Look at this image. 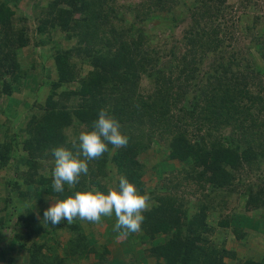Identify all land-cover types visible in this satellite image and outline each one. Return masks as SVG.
I'll use <instances>...</instances> for the list:
<instances>
[{"label": "trees", "instance_id": "obj_1", "mask_svg": "<svg viewBox=\"0 0 264 264\" xmlns=\"http://www.w3.org/2000/svg\"><path fill=\"white\" fill-rule=\"evenodd\" d=\"M20 1L0 0V115L9 117L4 102L16 103L20 89L29 91L21 95L26 111L0 122V264L84 259L87 264H227L225 258L235 259L210 236L217 227L230 228V220L217 212L240 186L245 211L264 218V179L245 183L243 178L248 170L264 171V27L249 34L250 45L230 42L236 32L227 26L232 9L227 0H47L35 21L17 15ZM263 15L253 16L250 32L264 23ZM56 30L63 41L75 43L50 49L49 62L38 59L34 90L25 82L36 65L25 64L24 50L45 43L33 36ZM80 63L91 69L81 73ZM144 78L150 90L142 88ZM68 84L76 87L66 91ZM105 108L129 137L127 147L89 162L88 175L75 188L65 185L56 193L52 149H71ZM160 143V159L147 167L140 156ZM160 163L171 165L169 177L146 190L143 177L149 172L153 179ZM120 176L153 201L140 231L144 250L127 261L109 260L105 245L98 251L81 220L43 226L47 209L34 211L46 197L55 202L93 188L107 194L118 188ZM196 195L195 203L187 198ZM213 214L220 217L214 225ZM7 229L11 241L4 239ZM61 232L72 234L62 245Z\"/></svg>", "mask_w": 264, "mask_h": 264}, {"label": "rangeland", "instance_id": "obj_2", "mask_svg": "<svg viewBox=\"0 0 264 264\" xmlns=\"http://www.w3.org/2000/svg\"><path fill=\"white\" fill-rule=\"evenodd\" d=\"M246 1L248 0H227V3L229 5H232V9L230 10L231 14L227 18V26L229 27V29H233L236 32L234 39L230 40V42H233V44L242 42L243 45H250L252 42L250 41L249 34H255L256 30L262 29L264 27V23H261L259 25V28L252 30V32L247 29L250 27L251 21H253V16L255 17L256 15H263L264 0H249L251 4L246 3V5H244L243 3H245ZM137 2L138 1H128V3ZM46 3L47 0H21L19 9L17 10V15H26L28 19L31 18L33 21H35L36 14L39 18L42 17V15L39 13H43ZM32 27H36V23H32ZM177 33L178 37L180 38V30H178ZM158 37L157 39H153L155 38L154 34L152 37L153 41L158 40ZM41 39H43L45 42L43 46H29V48L24 50L28 61L25 64L28 63L29 65H36L33 67L34 70L30 69L29 76L25 82L28 87H32L34 90L37 89V85H39L40 79V75L38 78L34 73L35 71L39 74V72L36 71L37 69L40 70L41 67V63L38 62V59L43 58L41 61H43L44 63H46L47 61L49 62L50 49H53L54 47H72L75 43V40H72L69 43H66V39L63 41L62 34L57 30L48 36L45 35L43 37H39L35 35L32 38V40L35 42H39ZM152 43L154 44L155 42ZM255 56L257 57V55ZM208 63L209 61H207L206 64ZM77 66L80 68V70H82L81 73H85L86 70L91 69L86 66V64L82 63L77 64ZM36 80H38L37 83L35 82ZM141 86L145 90H150L151 88L150 83L145 78L142 80ZM75 87L76 86L74 84H68L65 86V89L66 91H70ZM25 89L26 88H23L22 90L20 89L15 95L17 100L13 101H16V103H8V101H6L2 104V107L7 110L8 116L13 120L18 117L17 113H24L26 111L23 104L25 100L21 97V95H28L29 91ZM9 117L1 114L0 122L2 123L5 118ZM115 151L116 150H111L110 156L113 155ZM161 154L162 147L160 143V146H152L151 150L146 154L140 156V158L146 163L147 167H150L153 161L160 159ZM170 167L171 165L168 163H160L158 165V171L155 174L156 176L153 179H151L153 174L146 172L145 176L143 177L145 180L144 182H146V190L155 187L159 178L169 177L168 173L171 169ZM261 167L264 168L262 164ZM113 169L114 168H112V170ZM46 171H48V169ZM1 175L3 177H7V173H2ZM243 178L245 179V183L260 182L262 179H264V171H256L255 169L254 172L251 173L248 170L245 174H243ZM106 182L108 185H110L111 179L108 177ZM160 185L161 184H159V186ZM241 190L242 187L240 186L236 188V191L231 192V194H229V196L223 202V207H221L220 211L217 212L221 213V219L227 218L230 220V228L224 229L217 227L213 234H211L210 236V241L220 247H225L227 251L235 255V259H232L231 257L224 259L227 264H242V262L247 259L255 262L264 261V218H261L258 215H252V213L245 211V198L242 197V194H240ZM197 195L191 197L187 196V198L195 203L197 201ZM54 203V200L46 197L41 207L34 206V211L36 214H38L40 211L44 212L45 209H48ZM216 203L220 204V201H217ZM219 219L220 217L217 218L216 215L213 214V216H211L210 223L214 225ZM115 222V217L113 216L111 218H102L100 224H88L86 221H82L80 224L89 236L94 237L96 241L95 247L96 249H98V251H100L102 245L106 246L108 252L110 253L107 256L109 260H115L118 258V260L122 261L121 259L124 257V260L127 261L131 253L137 254L139 251L144 250V245H142L143 239L141 236V232L128 235L126 238H120L119 234L113 231ZM43 226H45V224H43ZM235 229L238 230V234L234 232ZM3 233L5 241H11V230L7 229L3 231ZM63 233L61 232L59 237L60 245L64 244L68 240V238L72 236L71 233ZM242 233H245V236L241 239V236H243ZM54 247L55 249L57 248L56 246ZM96 257L92 254L91 261H95L97 259ZM87 261L88 260L84 259L80 261V264H87Z\"/></svg>", "mask_w": 264, "mask_h": 264}, {"label": "clouds", "instance_id": "obj_3", "mask_svg": "<svg viewBox=\"0 0 264 264\" xmlns=\"http://www.w3.org/2000/svg\"><path fill=\"white\" fill-rule=\"evenodd\" d=\"M119 120L101 109L98 119L92 124V130L82 131L71 142V149L64 146L52 149L54 167L52 170V188L63 193L65 185L75 188L83 176L89 173V162L101 159L105 153L127 147L129 137L122 134ZM153 205L150 194H141L126 176L119 177L118 188L109 189L107 194L95 188L76 191L74 196L56 200L44 212V224L53 226L63 222L68 224L76 220L91 224H100L102 218L115 217L113 231L120 238L139 233L146 219L144 213L151 211Z\"/></svg>", "mask_w": 264, "mask_h": 264}]
</instances>
